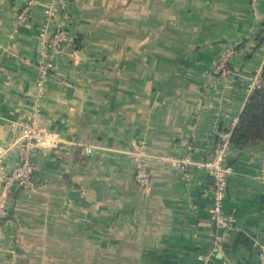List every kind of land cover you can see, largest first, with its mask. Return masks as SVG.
I'll list each match as a JSON object with an SVG mask.
<instances>
[{
	"label": "crops",
	"instance_id": "obj_1",
	"mask_svg": "<svg viewBox=\"0 0 264 264\" xmlns=\"http://www.w3.org/2000/svg\"><path fill=\"white\" fill-rule=\"evenodd\" d=\"M25 2L0 0V264H260L264 143L229 151L232 230L212 219L206 170L174 162L208 159L238 124L264 69V0H67L49 22L41 0L21 23ZM59 29L71 39L43 80V42ZM33 118L66 144L35 152L34 191L7 194ZM138 150L152 156L146 189Z\"/></svg>",
	"mask_w": 264,
	"mask_h": 264
},
{
	"label": "built area",
	"instance_id": "obj_2",
	"mask_svg": "<svg viewBox=\"0 0 264 264\" xmlns=\"http://www.w3.org/2000/svg\"><path fill=\"white\" fill-rule=\"evenodd\" d=\"M254 7L259 0H248ZM41 0H26L24 6L19 11L18 20L25 23L32 19L35 10L39 6ZM47 21L49 22L58 7H64L67 0H48ZM43 38V35H41ZM71 39L69 32L65 29H59L54 32L53 36L43 42L44 50L42 51L43 61L39 65L41 79L46 80L48 72L54 65L55 58L63 51L66 42ZM237 55L235 48H229L227 52L218 60L214 74H225L230 66L231 61ZM264 65V62H263ZM264 69H260L253 79V82L248 87V92L251 95L253 91L264 86L263 78ZM232 132H222L219 134L215 143L212 155L200 162H195L189 158L175 161L182 168L195 166L204 168L208 176L213 180V206L211 209L212 219L216 225L224 230H232L234 221L225 213V201L228 194L230 177L234 172L231 165L228 164L229 151L231 145ZM66 144L62 136L55 131L44 130L37 118L29 121H23L19 124V133L17 134L14 146L18 151V164L8 175L4 183L5 193H9L14 187L20 188L24 192H32L36 189L35 175L37 171L34 162V154L38 150H53L61 148ZM92 147L87 148L88 153H91ZM133 160L135 167V181L137 185L146 189L152 182V172L147 159L152 157L144 150L128 152ZM260 179L264 181V169L260 175ZM0 205V220L8 217L9 211L6 209L5 200L1 199ZM220 247L215 248L217 252ZM261 263L264 264V244L261 246Z\"/></svg>",
	"mask_w": 264,
	"mask_h": 264
},
{
	"label": "trees",
	"instance_id": "obj_3",
	"mask_svg": "<svg viewBox=\"0 0 264 264\" xmlns=\"http://www.w3.org/2000/svg\"><path fill=\"white\" fill-rule=\"evenodd\" d=\"M260 143H264V86L256 88L249 96L231 137L235 148Z\"/></svg>",
	"mask_w": 264,
	"mask_h": 264
}]
</instances>
